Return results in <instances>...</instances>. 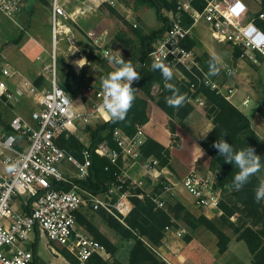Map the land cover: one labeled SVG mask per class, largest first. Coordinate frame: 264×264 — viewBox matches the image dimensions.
Returning <instances> with one entry per match:
<instances>
[{"label": "built area", "instance_id": "1", "mask_svg": "<svg viewBox=\"0 0 264 264\" xmlns=\"http://www.w3.org/2000/svg\"><path fill=\"white\" fill-rule=\"evenodd\" d=\"M88 1L106 2L111 5L118 2ZM191 1L178 0L177 7L189 12L193 19L192 25L206 22L216 40L239 44L247 54L259 51L264 55V30L252 21L242 22L232 9V0H206L202 9L194 7ZM68 2L51 0L50 20L54 54L52 63L47 65L49 87L38 88L29 78L7 67L1 71L0 98L5 104L15 105L23 97H29L36 108L31 113L33 123H30L25 115L14 113L9 122L10 130L0 132V264H33L32 244L36 232L45 235L50 243L65 248L74 257L75 264H94L95 257L106 259L110 252L77 220V212L86 201L84 197L88 196L94 209L103 207L111 213L115 210L121 215H126L131 210L127 190L120 192L128 177L122 171L118 173L117 184L103 195L83 190L74 183L69 189L55 186L56 181L69 182L73 177L64 174L62 166L65 163L69 162L76 167L75 177L79 178L88 175L91 164L90 150L84 149L83 160H79L57 143L60 134L81 117L85 121L91 115L109 120L98 110L103 96L101 86L92 87L97 100L91 105V110L86 116L75 107L72 98L59 84L56 67L57 47L62 39L68 41L70 48L75 45L71 27L65 20L68 14L72 16L67 8ZM0 10L13 18L21 10V2L0 0ZM257 17L264 21V8L258 12ZM189 31L190 27H186L180 18L173 17L169 27L153 43L149 52L150 59L153 62L163 61L171 67L173 73L180 65H197L193 51L183 44ZM89 36L95 43L103 45L106 35L105 32L99 35L89 32ZM112 50L106 48L105 52L111 53ZM17 77L19 78L16 80ZM113 137L120 147L119 151L112 149L104 140L96 145L95 152L108 157L112 164L118 166L120 154L139 159V146L145 139L140 131L128 135L116 128ZM140 164L144 174L151 179L165 177L168 180L167 183L164 181L165 191L173 192L177 185L181 184L194 197L197 205L207 209H220V196L210 177H203L192 170L180 181H173L164 175L165 167L160 166L156 158L148 157L140 161ZM10 165H15L12 171L8 170ZM128 179L130 184L138 186L136 179ZM114 194H117V197L111 201ZM147 194L157 206H164L160 192ZM17 197L23 199L27 210L15 209L13 201Z\"/></svg>", "mask_w": 264, "mask_h": 264}, {"label": "rangeland", "instance_id": "2", "mask_svg": "<svg viewBox=\"0 0 264 264\" xmlns=\"http://www.w3.org/2000/svg\"><path fill=\"white\" fill-rule=\"evenodd\" d=\"M68 1L67 8L72 16L68 14L65 20L71 27L75 45L70 48L66 39L60 40L56 51V67L60 78L59 82L68 87L67 92L72 98L75 107L87 116L91 110V105L97 100L92 91V87L94 85L95 87H100L102 78L118 67L114 63H109L108 59L104 57L105 49L111 48L114 51H120L125 60H132L134 65H139L140 67V62L138 60L140 43L137 31L143 33L153 32L161 27L163 22L158 19L154 7L146 4L138 5L135 0H118L115 5L106 2L89 3L88 0ZM20 2L21 10L17 12L13 18L7 16L0 10V76L2 68L7 67L11 71H16L22 76L29 78L38 88H48L47 65L52 63L54 54L50 20L51 0H20ZM176 8L175 11L163 8V13L169 21H171L173 17L180 18L186 27H190L188 35H194L201 42L203 33H210L211 29L209 26L207 25V27L203 24V21L192 25L193 19L189 12L178 9L177 6ZM94 12L100 15H92ZM188 17L191 18V23L189 25H187ZM89 32H94L96 35L105 32L106 36L103 45L95 43L94 39L89 36ZM187 39L188 38H186V40ZM212 39L215 40L213 37ZM187 48L193 50L197 65L191 66L190 63L187 65H180L179 68L174 71L173 79L170 83L182 80L190 81L191 77L189 73L195 75L199 79H201L200 73L204 75L203 63L208 59L206 50L202 46L195 47L196 51L193 48ZM199 56H201V59ZM78 61H80V65L77 63ZM139 67L137 70H139ZM21 75H19V77H22ZM19 77H17L16 80ZM204 77L206 78V84L217 88L211 79L212 76L206 77L204 75ZM10 85L12 86L11 83ZM194 88L195 87L191 85L192 91H194ZM136 91L138 92L137 88ZM161 91L162 87L160 84L154 83L151 86L150 92L152 95L156 96ZM137 96L147 100L149 103L154 102L144 92ZM202 97L203 96L195 97L189 95L186 101L187 107L185 112H180L176 117V123L188 135L189 133L195 134L200 127L208 122L206 118H200V112L194 110V104L196 102L201 104L204 114L207 117L205 110L206 104ZM35 108V103H33L29 97H23L15 105H7L0 98V132L9 131V122L14 113L25 115L28 121L33 123L34 121L32 120L31 113ZM103 121H105L103 118L94 115H91L87 121L81 117L80 119H76L73 125L67 130L75 134L83 144L89 145L91 143V130ZM210 122L212 123L211 119ZM142 125L143 128L147 130V125ZM263 149L264 147L261 146V150ZM261 154L262 162H264V150ZM203 155L202 164L208 169L209 177L213 180L215 188L219 193L220 205L222 202L228 203V196L232 193V189L221 184L223 177L221 167L213 161L207 151L204 152ZM188 157L189 153L186 154L184 152L180 154V158L178 156H171L170 165L172 171L169 176L172 175L176 181H180L184 176L194 170L186 163ZM140 161L142 160H135L130 156H123V154H120L119 166L122 172L125 173L126 171L132 176L131 179L137 180V183H139L138 186L143 190L142 194L150 192H160L162 194L164 199V206L162 208L165 209L172 219L171 224L166 226L165 231L171 228L176 229L177 235L187 240L186 238H191L193 235L197 234V236H199L204 233H211L217 238L215 231L220 229L225 234L229 235L231 238L230 240L233 241L232 247L234 251L242 256L243 259L240 264H243L244 261H251L252 254L249 252L246 243L244 240L238 242L237 239V227H239L242 222L251 223V221L256 219V217L252 218L254 216H245L246 206L244 204H237L233 214L222 218V206L219 207L220 209L213 210L197 205L194 197L188 193L181 184H178L177 187L175 186L176 188L173 192L165 191L164 181L166 180L167 183L168 180L165 179V177H163L164 179H151L148 175H145L144 172H142L143 169ZM62 170L65 175L68 174L71 176H75L77 172L76 167L69 162L62 166ZM257 175L261 179H264V170H261ZM126 178L128 179V177ZM106 193L107 191L95 194L103 195ZM127 193L129 198V189ZM83 194L85 196L86 192ZM84 198L86 201L83 206L93 208L88 196ZM114 200L115 197L112 196L111 201ZM132 206L131 203V208ZM129 212L126 215H121L115 210L113 213L107 211V213L120 220H123ZM91 213V217H93L95 213ZM204 216L208 217L216 225V230L206 224L205 220L202 219ZM96 219L99 218H95V220ZM256 221L257 224L255 227H262L264 224V207H260ZM80 224L83 226L82 223ZM102 227L105 233L117 245L115 253H110L109 257L106 259H109L112 264H117L116 259L126 263L132 240H123L114 229L104 225H102ZM35 252L40 259V261L38 260V264L40 262L42 264H75L74 257L65 248L50 242L49 245H47V238L45 235L39 237Z\"/></svg>", "mask_w": 264, "mask_h": 264}, {"label": "trees", "instance_id": "3", "mask_svg": "<svg viewBox=\"0 0 264 264\" xmlns=\"http://www.w3.org/2000/svg\"><path fill=\"white\" fill-rule=\"evenodd\" d=\"M135 1L138 5L146 4L154 7L158 19L163 22V25L153 32L143 33L137 31L140 43V54L138 57L140 67L137 71L140 72L141 79L134 82L132 85L133 88L138 89V92L135 90V101L125 120L103 121L92 129L91 143L89 145L83 144L75 134L70 133L68 130H64L60 134L57 138V143L68 153L73 154L75 157L77 156L79 160H83L84 149L90 150L91 164L89 173L86 177L79 178L73 176L69 182L56 181V187L69 189L74 183L83 190L91 193H99L108 191L114 184H117L118 173L121 172L120 166L112 164L108 157L96 153L94 148L98 143L105 140L112 149L119 151L120 147L113 137L114 130L120 128L128 135H133L138 131L139 126L148 119V109H150L149 102L137 96L142 92L146 93L147 96L154 101L151 104L155 105L157 109L155 124L159 123L161 125L159 128L165 130L167 143L146 135L139 146V160L154 157L158 160L160 166H169L171 159L170 146L174 145L180 147L182 145V138L176 132L175 122L178 114L183 111L185 112L187 104L185 102L184 106L180 108H172L167 105L165 98L171 96L172 93L165 89L161 73L152 69V64L154 62L149 57V52L152 49L153 43L170 25L169 19L163 13V8L175 11L177 9V0ZM262 2L264 3V0H262ZM191 3L194 7L202 9L206 4V0H192ZM190 23L191 18L188 17L187 25ZM186 38L188 39L186 40ZM186 38L183 40L184 46L190 48L198 46L203 47L202 43L194 35H187ZM206 55L208 56H206L208 58L207 61L205 63L202 61L205 76L209 70V62L214 61L208 53H206ZM199 57L201 59V56ZM189 75L191 77L190 81L182 80L172 84H174L181 93H186L187 97L191 95L195 97L203 96L202 98H204L206 115L212 120L213 127L208 133L207 139L201 141L200 149L203 150V153L207 151L213 161L221 167L223 172L221 184L232 189V193L228 196V203L222 202L220 205L223 210L221 217L225 218L233 214L237 204L241 203L246 206L245 216H254L252 218L256 217L257 219L260 207H264V200H261L259 203L256 202L254 189L259 184L261 178L256 174L242 189L236 190L233 187V177L238 169L234 164L225 163L224 157L218 154V151L212 147V144L220 138L221 132L227 131L228 135L224 138L233 145L234 149L239 150L251 146L256 150V154L261 156V139L252 125L251 118L244 111L232 104L217 88L206 84V78L202 73H200L201 79L190 73ZM154 83H158L162 87V91L156 96L152 95L150 92L151 86ZM59 84L67 92L68 87L60 82ZM191 85L195 87L194 91H192ZM256 110L264 116V89L261 91V98ZM200 149L198 150V156L202 154ZM106 166H108L107 169ZM128 189L130 190L129 199L133 206L129 214L123 220L107 213L104 208L93 209L89 206H82L77 212L78 222L82 223L96 239L104 244L111 254L115 253L117 245L106 233L100 230V222L118 232L123 240H132L126 263L116 259L117 264H169L157 253L156 249L162 243V239L166 232L165 228L171 224L172 219L165 209L157 207L149 194H142L143 190L141 187L130 184V179L126 180L120 192ZM114 197L116 198L117 194H114ZM91 212L95 213V217H91ZM95 218L99 219L95 220ZM202 219L213 229L216 228V225L208 217L204 216ZM256 219L251 221V223L242 222L240 226L237 227V239L244 240L246 243L252 254L253 264H264V224L262 227L256 228ZM215 232L218 239L219 251L223 252L228 246L230 237L220 229H217ZM37 239L38 235L36 236V243H34L33 246L35 264H37L39 260L35 252ZM93 262L94 264H112L109 259L101 257H95Z\"/></svg>", "mask_w": 264, "mask_h": 264}, {"label": "crops", "instance_id": "4", "mask_svg": "<svg viewBox=\"0 0 264 264\" xmlns=\"http://www.w3.org/2000/svg\"><path fill=\"white\" fill-rule=\"evenodd\" d=\"M232 1V9L242 22L252 21L264 30V21L257 17L258 12L264 8L262 0ZM95 14L97 12H94L92 15L95 16ZM99 15L97 14L96 16ZM203 24L208 25L206 22ZM212 37L213 35L210 31V33H203L201 39L204 49L219 67V72L212 76L211 79L217 86L218 91L224 94L232 104L244 111L251 118L252 125L264 147V116L256 110L261 98V91L264 89V55L259 51H251L247 54L239 44L223 42L216 39L215 41ZM193 49L196 51V48ZM149 104L148 119L143 123L147 125V130L143 128V125H140L138 131H140L143 137L147 135L167 143L165 130L159 128L161 126L159 123L155 124L157 109L155 105ZM194 105V110L201 113L200 118H206L208 122L200 127L195 134L189 133V135L175 122L176 132L182 138V145L180 147L171 145V156H178L180 158V154L183 152L186 154L189 153L186 163L201 176L209 177L208 169L202 164L204 153L198 156V150L203 140L200 135L211 130L212 123L205 116L201 104L196 102ZM263 150H261V153ZM164 167V175L176 181L172 175L169 176L172 171L171 165ZM125 173L128 177L132 178L126 171ZM13 202L15 209L18 211L27 210L23 205V199L21 197L15 198ZM102 225L104 224L100 222L99 228L105 233ZM175 230L173 228L167 230L162 239V243L156 249L157 253L169 264H240L242 262V256L234 251L232 247V240H229L230 243L228 242L227 248L223 252H220L218 239L211 233H204L199 236L196 234L185 240L181 238L182 236H178ZM37 235L38 239L41 236L39 232H36L32 247L36 243ZM238 242H241V240L238 239ZM47 245H49L48 239ZM39 264L42 263L40 262ZM243 264H253L252 259L250 262L244 261Z\"/></svg>", "mask_w": 264, "mask_h": 264}, {"label": "clouds", "instance_id": "5", "mask_svg": "<svg viewBox=\"0 0 264 264\" xmlns=\"http://www.w3.org/2000/svg\"><path fill=\"white\" fill-rule=\"evenodd\" d=\"M104 57L108 59L109 63H114L118 67L101 80L103 96L98 110L105 114L106 119L123 121L135 101L136 89L132 85L141 79V74L137 71L139 65H134L132 60H125L118 50H112L111 53L105 52ZM79 62L77 63L80 65ZM152 69L161 73L165 89L172 93L171 96L165 98L167 105L172 108L183 107L188 97L186 93H181L174 84L170 83L174 75L171 67L163 61H156L152 64ZM218 72L217 63L210 61L206 77L214 76ZM210 131L201 134V138L207 139ZM227 135V131L221 132L220 138L213 142L212 147L218 151L220 156L224 157L225 163L234 164L238 169L233 177V187L240 190L250 182L253 176L264 170V162L251 146L239 150L234 149L233 145L224 138ZM200 151L203 154V150L200 149ZM14 167L15 165H10L8 170L12 171ZM254 194L256 202L264 200V179L260 180L254 189Z\"/></svg>", "mask_w": 264, "mask_h": 264}]
</instances>
